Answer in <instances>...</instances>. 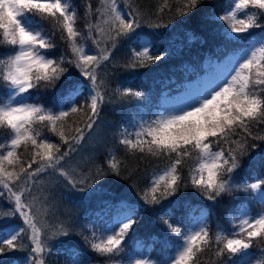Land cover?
<instances>
[{"label":"snow or ice","instance_id":"6c2138e0","mask_svg":"<svg viewBox=\"0 0 264 264\" xmlns=\"http://www.w3.org/2000/svg\"><path fill=\"white\" fill-rule=\"evenodd\" d=\"M200 3L160 0L155 15L162 17L165 9L172 11L175 5L176 16H187ZM125 8L127 11L118 0H98L95 8L91 0H85L82 30L72 0H0V197L6 196L10 205L0 210V219L18 216L23 223L22 227L0 225V256L5 251H27L28 255L20 258L23 264H48L52 251L49 241L72 235L54 214L50 221L52 208L47 197L34 195L42 174H58L57 178L62 177L83 194L82 199L92 198L94 185L109 173L121 175V161L115 152L109 153L107 170L96 167L80 179L62 162L84 140L85 129H93L103 106L111 102L101 68L118 45H140L142 50L133 49L125 65L132 69L149 67L168 55L152 54L151 41L138 31L145 19L143 11L127 2ZM214 19L223 22V37L239 45L225 51L220 73L203 87L185 92L175 103L156 107L149 119L141 117L130 124L131 130L124 128L119 144L143 158L165 161L142 193L145 204L160 205L191 187L209 201L244 193L262 210L253 214L247 206L237 205L229 213L231 230L217 225L213 232L207 210L185 204L186 219L181 216L175 224L170 219L161 221L173 234L164 236L163 243L171 253L163 264H201L207 252L214 254L216 264H227L228 260L232 264H264V248L256 259L249 251L254 243L264 245V173L254 172L251 183L247 177L239 183L236 179L244 157H248L249 171L256 166L264 168V146L249 143V139L264 142V135L252 131L254 126L264 125V32L251 33L264 28V0H228L223 14ZM148 26L168 25L156 22ZM243 34H249L247 40ZM57 35L66 46V52L59 56L53 51ZM89 41L95 51L87 46ZM71 67L78 69V74L71 72ZM61 83V91L48 99L45 94ZM115 95L121 100H145L142 92L131 87L117 88ZM81 96L84 100L77 103ZM77 116L86 119L83 127L73 128ZM45 131L57 136L60 143H53ZM64 145L67 148L61 151ZM21 148L28 152L27 159L22 160ZM257 148L259 151L251 155ZM185 167L187 177L182 172ZM114 208L115 213L99 233L93 230L84 237L97 256L106 258L104 264H123L117 258L125 250L138 215V207L124 199ZM72 264L93 261L73 254ZM128 264L161 262L139 255L129 257Z\"/></svg>","mask_w":264,"mask_h":264},{"label":"trees","instance_id":"16d2710c","mask_svg":"<svg viewBox=\"0 0 264 264\" xmlns=\"http://www.w3.org/2000/svg\"><path fill=\"white\" fill-rule=\"evenodd\" d=\"M124 4L131 3L133 7L140 8L145 19L142 22L141 28L147 29L153 40L152 54L168 53L165 59L157 61L155 64L146 68H128L125 65L131 58L132 50L137 51L136 46L121 42L113 51L109 62L101 68V77L106 81L107 95L111 96V102L106 103L101 109L97 123L92 130L85 129L84 140L86 149L93 150L94 154L88 158H79L69 160L71 165L70 174L74 178H82L81 174H87L91 169L95 171L96 167H101L104 153L100 152L99 147L110 146L119 143V134L121 132L117 125L112 123L122 115L126 122H130L134 116L139 120L141 117L148 119L147 113L150 109V99L157 90L158 85L165 81L168 86L179 83L183 78L192 77L202 70L203 61L206 57L220 56L225 51L232 50L237 44L227 41L223 36L215 37L214 35L221 32L223 22L214 19L219 15L218 2L220 0H201L197 9L189 13L187 16L178 17L175 15V5L172 11L165 9L162 17L155 15L157 4L160 0H120ZM73 5L77 8L79 14L78 27L83 30L85 0H72ZM93 7L98 4V0H91ZM167 24L166 28H152L149 23ZM264 23V21H261ZM46 27H51L46 24ZM163 34V37H161ZM57 48L66 52V46L59 40L57 35ZM88 45L94 49L91 41ZM95 50V49H94ZM70 55V53H69ZM71 72L79 71L74 67L70 68ZM131 87L133 90L140 91L144 94V101H136L134 98H125L121 100L115 95L117 88ZM83 101V100H82ZM81 101V102H82ZM76 123L72 125L83 127L86 117L77 116L73 118ZM134 123L135 120H132ZM122 130L127 128V125L120 120ZM255 135H264V125L254 126L252 129ZM74 134V133H72ZM45 135L49 136L53 143H60L59 138L47 131ZM252 141L249 143H256ZM64 145L61 151L66 150ZM21 158L27 159L28 152L23 148L20 150ZM253 150L250 154H252ZM75 155V151L71 153ZM117 158L121 161V175L119 177L109 173L102 180H98L94 187H100L103 194H109L106 201H101L97 195L89 199H82L81 193L71 188L70 185L62 178H57L58 174L45 175L40 178L42 182L56 183L54 186V199H47L48 205L52 208V213L49 215L50 221L54 217L62 220L69 227L72 235L70 242L76 246V251L81 258L89 257L94 262L93 264H104V257L97 256L89 245L85 242L84 237L90 236L93 230L98 233L102 229L105 218L108 219L115 213L114 205L119 203L120 191L128 193L126 195L128 203L135 204L138 207V215L135 217L136 224L129 233L124 244V252L117 259L123 264L128 262L132 254L138 251H145L153 258H160L164 254L171 252L170 248L165 247L163 240L164 236L173 235L167 232V228L162 224V219H170L174 222L175 217H185V204H190L192 207L204 208L208 212L209 226L214 232L217 225L226 228L225 218L230 203L234 201L240 194L233 193L232 196H223L217 201H209L206 197L201 196L195 189L188 187L182 189L175 196L168 197L163 200L160 205L145 204L142 199V193L148 185L146 184V171H150L156 166L165 165V161L157 158H143L141 154H133L127 152L124 147L116 153ZM67 160V159H66ZM35 167V165H33ZM248 157L242 159L243 173L258 171V166L253 167L249 171ZM107 170V167H104ZM70 167L68 168L69 171ZM18 170V169H17ZM185 177H187L188 169H182ZM37 189L34 192L36 194ZM91 191V189H89ZM173 201V204H169ZM10 205L6 202V196L0 197V210H7ZM100 208L98 215L91 219L92 211ZM171 213V216L168 214ZM84 215V219L81 217ZM170 217V218H169ZM8 217L0 219L5 220ZM182 226V224H181ZM60 237H55L52 240L57 241ZM139 239H144L151 242L149 245H144L137 248ZM27 243V240H25ZM264 247V245H261ZM52 247V245H51ZM5 251V253H15L19 251ZM67 253H61L58 248L52 247L51 255L48 257V264H67ZM229 261V260H228ZM227 261V262H228ZM20 264H23L21 260ZM201 264H216V258L212 252H207L202 259Z\"/></svg>","mask_w":264,"mask_h":264},{"label":"rangeland","instance_id":"374dc122","mask_svg":"<svg viewBox=\"0 0 264 264\" xmlns=\"http://www.w3.org/2000/svg\"><path fill=\"white\" fill-rule=\"evenodd\" d=\"M220 71H221V68H219V69L217 70L216 75L214 76V78L220 73ZM214 78H212V77H210V76H207V75H204L203 78H202V80H201V82H200L199 84H197L196 88H191V89H189V90H185L184 92H181V93L177 94L176 96H172V97H169V96H166V95L163 96V97L161 98V105H160V106H163V105H165V104L170 105V104H172V103H175L176 100L179 99V98L182 96V94H184L185 92L190 91V90L194 91V90H196L197 88H201V87H203L208 81H210V80H212V79H214ZM66 159H67V160L65 161V163H64L63 166H64L65 169L68 171V167H69V165H70V164H69V160H73V155L71 154L70 157H68V158H66ZM46 174H48V173H46ZM38 195H39V197H41V199H42L43 197L46 196V193H45L44 191H40V192L38 193ZM161 264H163V262H161Z\"/></svg>","mask_w":264,"mask_h":264},{"label":"bare ground","instance_id":"6f19581e","mask_svg":"<svg viewBox=\"0 0 264 264\" xmlns=\"http://www.w3.org/2000/svg\"><path fill=\"white\" fill-rule=\"evenodd\" d=\"M53 182V181H52Z\"/></svg>","mask_w":264,"mask_h":264}]
</instances>
